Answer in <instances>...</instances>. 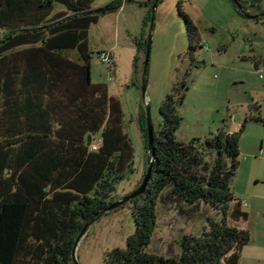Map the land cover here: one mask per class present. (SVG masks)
Listing matches in <instances>:
<instances>
[{"label":"trees","instance_id":"1","mask_svg":"<svg viewBox=\"0 0 264 264\" xmlns=\"http://www.w3.org/2000/svg\"><path fill=\"white\" fill-rule=\"evenodd\" d=\"M94 1L0 0V264H75L73 248L84 226L109 213L119 199L117 185L135 171L122 102L107 84L92 82L89 47L91 25L126 0L98 8ZM238 1L240 14L264 19V0ZM179 8L194 60L203 47L199 30ZM138 44L147 53L148 40ZM68 49H77L81 62L69 58ZM188 90L186 82L174 85L160 106L151 179L124 204L135 230L125 247L106 253L105 264H241L251 240L241 222L249 214L231 184L245 125L179 140ZM250 120L264 125V117ZM139 122L148 149L146 106ZM151 157L148 150V165ZM173 211L186 223L199 217L201 225L181 230L176 251L158 253L152 248L159 219Z\"/></svg>","mask_w":264,"mask_h":264},{"label":"rangeland","instance_id":"2","mask_svg":"<svg viewBox=\"0 0 264 264\" xmlns=\"http://www.w3.org/2000/svg\"><path fill=\"white\" fill-rule=\"evenodd\" d=\"M110 1L95 0L93 8ZM150 1L126 0L89 30L92 82L107 84L109 93L121 100L124 130L135 153V171L117 185L116 195L120 199L133 191L148 165L139 122L141 107L150 104L158 129L164 98L174 85L186 82L189 90L179 109L183 118L176 133L179 140L205 138L220 128L236 132L245 125L240 167L231 184L234 197L243 202L249 214L241 226L250 231L251 240L243 247L240 262L264 264V125L250 120L251 116L264 117V19L240 14L233 0H159L154 13ZM179 7L199 30L203 47L196 51L194 60L187 55L189 37ZM151 33L144 98L146 53L138 42L149 40ZM103 52L111 53L112 68L103 61ZM65 54L81 62L77 49H68ZM257 65L262 72L257 71ZM118 208L94 221L81 238L76 251L81 264H105L109 250L126 246L135 223L129 205ZM201 222L197 217L186 223L175 211L162 215L152 249L163 254L171 248L176 251L181 230H195Z\"/></svg>","mask_w":264,"mask_h":264},{"label":"water","instance_id":"3","mask_svg":"<svg viewBox=\"0 0 264 264\" xmlns=\"http://www.w3.org/2000/svg\"><path fill=\"white\" fill-rule=\"evenodd\" d=\"M159 0H156V2L153 5V13L155 12V9L157 7V3ZM234 3L240 8L242 9V5L238 0H233ZM264 14V13H263ZM153 27V24H152ZM151 44H152V33L150 34V38L148 40V47H147V53H146V63H145V69H144V81H143V92H144V98H146V91H147V79H146V74H147V68H148V64H149V57H150V51H151ZM146 130H147V140H148V150L150 155L152 156L150 158V163L147 167L146 173L144 175L142 184L134 189L133 191H131L130 193L126 194L125 196L121 197L120 199H118L116 202H114L113 204H111L110 206H108L104 212H108L110 210L116 209L124 204H126L127 202L131 201L132 199H134L135 197L139 196L140 194L144 193L147 185L151 179L152 176V171H153V167H154V155H155V151H154V131H155V127L153 124V119H152V114H151V107L150 104H147L146 106ZM92 223H88L84 226L81 234L78 236L74 248H73V260L75 264H81L78 257H77V248H78V244L81 240V238L84 236V234L86 233L87 229L89 228V226Z\"/></svg>","mask_w":264,"mask_h":264},{"label":"built area","instance_id":"4","mask_svg":"<svg viewBox=\"0 0 264 264\" xmlns=\"http://www.w3.org/2000/svg\"><path fill=\"white\" fill-rule=\"evenodd\" d=\"M206 49L210 50V48L208 46L206 47ZM210 51H212V50H210ZM101 57H102L103 61L105 63H107L110 68H112V66H113V59H112L111 53L110 52H103V53H101ZM100 144H101V140L99 139V140L95 141L92 144L91 148L93 150H97L99 148Z\"/></svg>","mask_w":264,"mask_h":264},{"label":"crops","instance_id":"5","mask_svg":"<svg viewBox=\"0 0 264 264\" xmlns=\"http://www.w3.org/2000/svg\"><path fill=\"white\" fill-rule=\"evenodd\" d=\"M257 67V71H259V72H262L261 70H260V68L258 67V65L256 66ZM256 109L258 110V111H260V109H262V107H261V105L260 104H257L256 106ZM260 108V109H259ZM140 113V112H139ZM140 116V115H139ZM262 117V116H261ZM244 209V208H243ZM245 210V209H244ZM246 211V210H245Z\"/></svg>","mask_w":264,"mask_h":264}]
</instances>
